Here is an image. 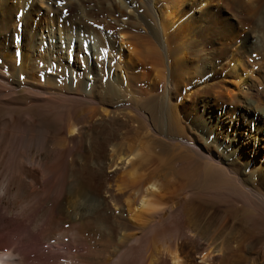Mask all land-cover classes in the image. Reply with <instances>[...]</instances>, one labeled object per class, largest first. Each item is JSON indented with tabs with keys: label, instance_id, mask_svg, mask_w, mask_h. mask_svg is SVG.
I'll list each match as a JSON object with an SVG mask.
<instances>
[{
	"label": "bare ground",
	"instance_id": "6f19581e",
	"mask_svg": "<svg viewBox=\"0 0 264 264\" xmlns=\"http://www.w3.org/2000/svg\"><path fill=\"white\" fill-rule=\"evenodd\" d=\"M194 1L0 0V264H264V0L260 43Z\"/></svg>",
	"mask_w": 264,
	"mask_h": 264
},
{
	"label": "rangeland",
	"instance_id": "374dc122",
	"mask_svg": "<svg viewBox=\"0 0 264 264\" xmlns=\"http://www.w3.org/2000/svg\"><path fill=\"white\" fill-rule=\"evenodd\" d=\"M198 1H201L199 5L197 4ZM198 1L195 0L193 2L195 4V8H199V7L200 8L201 7L202 8H205L206 6L209 7V14H207V16H206L207 19H206V23L204 25H206L207 27H209V29H211L210 32H212L211 33L212 35H213V33L218 34V32L220 31L219 30L220 29V25L223 24L221 21H224V19L226 18L228 21H231V22H233L235 24V26L237 27V29L240 32V35L241 34L242 35L247 34L250 37L251 40L256 39L257 42L260 43V37H258L259 36V33L256 31L255 28L253 29L254 23H255V20H256V17H255L256 14L253 13V11L249 10V7L252 6L249 3H251L252 0L251 1H249V0H209L208 1V3L210 2L209 4L208 3L206 4L205 3V0H203V1L202 0H198ZM262 1L263 0H261L259 3H262ZM162 4L165 5V1H163ZM251 13H253V14H251ZM251 15H252V17H251ZM183 19H184V16H183ZM139 33H142V31H140ZM210 38H212V36H210ZM205 41H206V39H202L203 45L201 46V48L199 50H197L196 48H194L193 51H195L196 53H199L200 55H204L206 52H210L212 50L213 43H212V41H208V42H205ZM222 41L225 44H227V45H232L233 42H234V44L232 45V47L230 46V49L232 50L235 47L239 46V44L241 43V36L235 37V39L226 37L225 40H222ZM257 52H259V51H257V50H255V52L252 51L250 53V55L245 56V58H244L245 61H247L249 63L248 68L250 70H252V73H250V74H252V76H253V74H255V71H257V69H259L260 67H262L264 65V59H259L258 60L256 58H254V57L257 56ZM260 55H263L264 56V51ZM148 56H152V55L149 54ZM202 57L204 58V60L206 59L205 61H208V58H206L204 56H202ZM146 59H147V56L145 58V61L147 62ZM225 59H223L222 62H224ZM156 60H157V57H156V59L154 61L155 64L154 63L151 64V67L150 68H148V63H147L146 70L149 71L150 75H152V76L155 75V74H157L156 73V70L157 71H158V69L160 70V68H158V67H160V65H157V63H156L157 61ZM218 60H219V58L218 59H215L214 62L215 63H218ZM214 62H212V63H214ZM165 64H166V61L164 60V64L163 65H165ZM196 64H197V67L195 68V70H197V69H199L201 67V65H202V59L201 60H198ZM155 66H158V67H155ZM210 67L211 66H208L207 65L206 68H208V69L205 72L196 73L195 75H193L191 77L190 80L184 82L183 85H187V86L186 87H181V94L182 95L178 96L177 99L174 101V104L175 105H178L181 102V100H183L184 95L186 94V90L187 89L190 90V89H192V87L194 85H199V84L207 83L208 79L211 76V74H210L211 73ZM163 68H165V73H169V69L167 68V65H165V67H162V69ZM153 69H156V70H153ZM217 75H219V73H217ZM224 75H225L224 71H221V76H224ZM157 89H158L159 92H161V89H162L161 85H159V88H157ZM223 93H225V98H226V101L228 102V103H221L222 106H223V108L226 109V107H228L229 110H231V111H234L235 110V113L238 114L239 113V110H236V106L233 103V97L232 96H229V94L226 93L224 90H223ZM210 98H211V96H210ZM262 116L264 118V115H262ZM180 124H181V126L185 130H188L189 129L188 120L187 119L184 122L180 123ZM191 137L193 139L196 137L197 140L199 139V142H197L196 140H195V142L197 144L198 143L199 144H202L203 141L201 142V138L199 136L192 135V133H191ZM171 140L174 141L172 144H175V143L179 144V141H182V139L181 138H178V137L177 138L175 137V139L172 138ZM262 142L264 143V138H263V141ZM157 150H158V147H156V150L155 151H157ZM166 151H167V153L169 154V157L172 160L171 161V167H174L175 169H176V167H179V165L177 166V163L179 164V162L182 161V159L181 160H178V158L181 155L180 149L178 147H176V146L170 145V146H168V148H166ZM166 151H165V155H166ZM187 156H189V153H187ZM257 157L260 160H262L264 158V157H260V155L257 156ZM191 161H193V160L188 158V162L186 164L187 165L186 168L188 170H192L194 166L196 168H200V167L203 166L202 161H198L196 163L193 161L192 162V166H191V164L188 165V163L191 162ZM249 166L251 168L252 164L249 165ZM182 181H184V179H182ZM184 183H186V182H182V183H175L174 182L171 186H169L168 191L171 193L170 195H172V197L174 199H175L176 196H178V193L180 192V187H182ZM189 186H192V187H189ZM187 188L188 189L190 188L189 191L191 190L190 192H192V194H194V195H197L198 196V195H200L202 193V191H199V188L200 187H199L198 184L188 185ZM165 191L166 190H161V194H164L165 195ZM252 216L253 217H258L257 214L256 215L253 214ZM197 261H199V259Z\"/></svg>",
	"mask_w": 264,
	"mask_h": 264
}]
</instances>
